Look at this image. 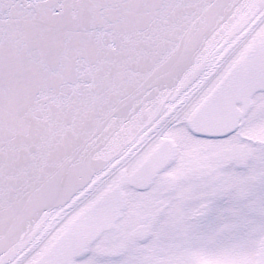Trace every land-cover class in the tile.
Wrapping results in <instances>:
<instances>
[{"label":"snow or ice","instance_id":"snow-or-ice-1","mask_svg":"<svg viewBox=\"0 0 264 264\" xmlns=\"http://www.w3.org/2000/svg\"><path fill=\"white\" fill-rule=\"evenodd\" d=\"M0 264H264V0H0Z\"/></svg>","mask_w":264,"mask_h":264}]
</instances>
